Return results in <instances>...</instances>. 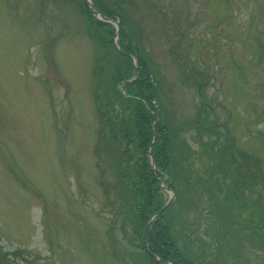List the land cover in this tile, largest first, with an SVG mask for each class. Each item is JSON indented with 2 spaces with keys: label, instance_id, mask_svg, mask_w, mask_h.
<instances>
[{
  "label": "rangeland",
  "instance_id": "obj_1",
  "mask_svg": "<svg viewBox=\"0 0 264 264\" xmlns=\"http://www.w3.org/2000/svg\"><path fill=\"white\" fill-rule=\"evenodd\" d=\"M112 1L100 0L116 9L104 21L86 0H0V264H144L145 237L116 200L113 153L96 144L93 99H111L114 88L127 95L140 57L155 76L154 104L146 85L129 91L151 128L157 119L169 129L173 175L156 168L157 131L146 148L153 167L133 135L121 139L122 174L134 182L153 168L164 204L174 185L180 242L198 261L264 264V0ZM85 10L101 23L88 28ZM119 35L135 54L120 50ZM198 121L214 125V149L213 136H197ZM183 141L188 153L178 152ZM216 148L235 161L234 149L257 158L261 178L242 197H231L234 164ZM202 184L210 190L201 195Z\"/></svg>",
  "mask_w": 264,
  "mask_h": 264
},
{
  "label": "trees",
  "instance_id": "obj_2",
  "mask_svg": "<svg viewBox=\"0 0 264 264\" xmlns=\"http://www.w3.org/2000/svg\"><path fill=\"white\" fill-rule=\"evenodd\" d=\"M115 3L116 6L119 7V0L112 1ZM97 6L98 11L101 12L104 16L112 17L111 14L116 12V9L109 8L101 4L100 0L94 1ZM109 4V2H107ZM85 16L89 19L86 21L88 24L94 27V25L100 24L101 22H94L90 17V13L85 10ZM87 14L89 16H87ZM106 25V24H105ZM88 25V28L91 27ZM121 32V30H120ZM119 32V33H120ZM91 39H95L93 34H89ZM120 36V35H119ZM121 37V47L120 50L123 52L131 51L134 53L131 47H128L124 42V39ZM126 49V50H124ZM121 52H119L120 54ZM132 54V53H131ZM135 54V53H134ZM122 55V54H121ZM139 72L138 76H135V80L128 84H123V90L126 91L127 95H121L118 91L113 90L110 96L111 99L114 98L112 101H117L118 108L114 106V103L111 101L110 98L105 97L104 101L95 93L93 94L94 102L96 106V114L98 118V137H97V146H102L106 152L113 153V163L110 167L114 171L115 177V184H118L117 187L120 191L116 193V200H119L121 204L125 206L123 212L124 214H128L130 219L132 220L134 225H139L138 227L141 228L142 234L145 237V224L148 218L158 211V209L162 206L163 203L160 202L158 194H157V175L153 174L152 171L149 169L146 170V173L142 172L138 177L137 180L134 182H127L126 176L123 175V170L121 168L123 157L125 153L121 152V139L127 135H133L135 137V148L137 151H140L142 154L145 155L146 148L149 146L150 141L152 139V128L150 126V115L147 113V109L145 108L143 102L137 98L135 95L131 94V90L134 83L140 84L142 89L144 90V86L146 85V91L150 93L151 97L156 93L155 89L152 87V82H155V76H153L152 82L149 78V83L147 84V76H150V72L146 70V61L143 58H139L138 64H136ZM96 70V66H95ZM95 75V71H94ZM96 89L100 87V77L96 76ZM136 81V82H135ZM112 84V83H111ZM111 85H109L110 90ZM115 87V85H114ZM96 92V90H95ZM128 117L132 118V123L130 126L126 124V120ZM156 131L158 132L157 143L154 144V140L150 146L151 153L155 159V165L158 171L162 172L163 174H168L169 176L173 175L171 173L170 168H172V162L174 160V146L173 139L169 137L171 135L170 131L166 127H162L159 122L156 124ZM196 134L197 136H201L204 134L205 136H213L212 141H208L209 149H214L216 145V140L218 137V133L214 125H206L204 121L196 122L195 125ZM172 139V143H171ZM230 148H234V142L232 141L231 137L229 138ZM149 149V152H150ZM189 152V146L183 141L181 149L178 152ZM235 152H239V158L236 159L232 158L230 154L226 152H221L217 148L215 149V155L219 157L222 163L229 164L230 166L234 164V172H235V180L232 181L230 184L233 186L230 194L232 198H235L236 195H241L246 189L252 190L256 185L257 178H261V169L257 166L256 159L253 156L244 153L243 151H239L234 149ZM232 154V152L230 151ZM213 154V153H212ZM178 158V157H177ZM241 162L247 163V166L254 167V170L246 171L244 170L243 164ZM243 169V170H241ZM254 171V172H253ZM182 183V182H181ZM188 186V191L193 189L194 191L198 188ZM200 186V194L202 195L204 191L210 190L209 186ZM102 189H105L104 183H101ZM169 188L173 191L175 197L174 202L171 204L170 207L159 212L157 215L153 217V221H148L149 231L147 234V251L151 254L144 252V264H164V262H168L170 264H203L202 262L198 261L199 258H195L193 253L184 248V244L182 245L180 239L182 238V233L177 229V222L180 218V212L182 209L180 208L179 201H181V194H179L172 183L169 184ZM115 186H113L114 188ZM118 189V190H119ZM202 189V190H201ZM122 191L126 192V197H122ZM234 194V195H233ZM207 196V195H206ZM243 195H241L242 197ZM209 199V205L213 204L212 199L207 196ZM138 200V201H137ZM114 200H112V204ZM115 205V204H114ZM118 207L115 206V209ZM136 208V210H135ZM175 210L174 215L175 217L171 220H163V217L166 213L170 210ZM252 209L257 210V207H253ZM135 210V213H134ZM254 213V210H253ZM264 213L262 212L263 216V224H264ZM253 217V216H252ZM144 239V238H143ZM179 246H178V244ZM182 248V250H181ZM152 255V256H151ZM153 256L158 258V261L153 259ZM208 261L206 264H211Z\"/></svg>",
  "mask_w": 264,
  "mask_h": 264
},
{
  "label": "water",
  "instance_id": "obj_3",
  "mask_svg": "<svg viewBox=\"0 0 264 264\" xmlns=\"http://www.w3.org/2000/svg\"><path fill=\"white\" fill-rule=\"evenodd\" d=\"M86 2H87V4L89 5V8L90 9H92L94 12H95V14H96V16H98L101 20H104V21H109L108 20V18H106V17H104L102 14H100L99 12H98V9L96 8V7H93L92 5H91V3L88 1V0H86ZM116 22V21H115ZM117 23V22H116ZM131 58H132V56H131ZM156 121V120H155ZM153 136H155V129H153ZM146 155L147 156H149L150 157V165L153 167V159L151 158V154L149 155V150H147L146 151ZM153 168H151V170H152ZM153 173V172H152ZM172 194V200H173V197H174V194H173V192L171 193ZM172 200H170V199H168V201H166L165 202V204L163 205V206H161L159 209H158V211L157 212H155L154 214H152V216H154V215H156L157 213H159L160 211H162L165 207H167L168 205H169V203H171L172 202ZM149 219V218H148ZM147 223H146V225H145V229H146V234H147V232H148V228H147ZM145 242H146V239H145ZM146 244V243H145ZM145 251L146 252H148L147 251V249H146V247H145ZM150 252H148V254H149ZM151 254V253H150ZM155 260H157V258L155 257Z\"/></svg>",
  "mask_w": 264,
  "mask_h": 264
}]
</instances>
